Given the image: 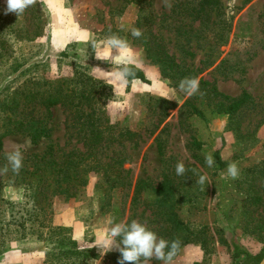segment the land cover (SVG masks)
Masks as SVG:
<instances>
[{
    "label": "rangeland",
    "instance_id": "obj_1",
    "mask_svg": "<svg viewBox=\"0 0 264 264\" xmlns=\"http://www.w3.org/2000/svg\"><path fill=\"white\" fill-rule=\"evenodd\" d=\"M38 1L44 10L43 34L30 42L11 43L10 52L4 55L5 58L0 57V92L14 89L43 71L46 79L57 80L71 77L76 66L85 67L89 72L90 67L95 66L113 69L116 65L95 59L91 43L99 44L113 34L126 39L131 48L130 55L134 57L133 66L143 70L147 82L132 79L119 95H115L112 89V95L104 106L111 123L128 127L138 134L135 140L115 146L129 157L120 167L129 172L131 183L140 178H149L152 184L160 181L163 164L157 149L158 142L171 168L178 161L185 165L195 162L187 146L190 134L194 133L203 143L197 151L201 161L196 162V166L208 180L203 186L191 182L187 194L176 206L163 208L169 214L177 215L194 232L191 235L194 239L181 246L172 264H234L236 250L250 257L258 254L264 248V228L261 232L249 234L244 231V226L247 220L252 223L249 228L264 223V176L261 175L264 122L259 123L264 117V0H221L225 11L223 17L227 22L220 27L221 36L215 35L220 43L209 47L211 40H215L213 31L207 32L206 38L200 35L191 41L189 50L194 52L192 57L180 50L171 20H168L170 26L158 28L155 25L152 28L162 33L166 48L175 54L178 62L183 59L191 62V67L199 69L198 78L214 81L219 90L229 95H238L244 90L250 94L254 105L244 109L239 116L240 136L229 129L227 115L213 112L205 105H200L202 116H189V128L182 127L178 107L189 96L181 92L173 80L161 74L158 63L148 58L143 45L127 33L134 27L140 10L138 5L130 4L120 16L111 17L109 6L121 0ZM174 1L168 0L169 6L166 7L165 0H155L156 13H168ZM6 7V0H0V13L19 19L14 13L5 14ZM71 22L84 27L86 35L74 41L70 39L69 35L76 28ZM198 24L195 21L193 26ZM113 54H116L115 50ZM32 62L35 65H29ZM220 62L222 68H217ZM168 96L174 100L167 99ZM156 98H165L176 103L177 107L162 116L163 108ZM48 115L52 127L49 138H43L37 144L20 134L3 139L0 168L8 165L6 154L17 146L23 154V167L32 164L30 155L41 152L49 141L54 143L58 154L75 147L82 148L75 131L68 127L70 121L61 106L50 108ZM216 153L223 163L215 161L214 166L208 167L205 155L211 154L215 160ZM232 162L238 165V179L226 175L227 166ZM8 168L6 174L0 175L3 200L0 202V226L3 225L5 232L0 245V264H44L47 258H58L52 253L58 250L55 243L59 239L58 236H49L47 228L41 227L47 224L69 228L66 233L78 242L80 249L87 251V256L81 261L85 264H118V251L100 256L99 250L92 248L96 237L109 226L107 221L110 218H114L116 223L128 220L130 224L136 220L158 235V223L151 214V208L142 204L131 206L133 185L114 189L109 204L99 209L103 192L97 188L98 175L91 173L87 184L79 188L76 196L55 195L47 203L40 202L34 206L30 197L32 191L20 182V171L16 174L10 165ZM196 179L198 176L194 177ZM250 185L262 194V203L258 206L252 205L248 199ZM142 195L152 197L150 190ZM36 207L45 208L41 216L37 214ZM33 209L35 212L31 211ZM246 212L260 218L261 222L248 218ZM19 217L24 219L22 226L19 225ZM149 264L160 262L153 260Z\"/></svg>",
    "mask_w": 264,
    "mask_h": 264
},
{
    "label": "trees",
    "instance_id": "obj_2",
    "mask_svg": "<svg viewBox=\"0 0 264 264\" xmlns=\"http://www.w3.org/2000/svg\"><path fill=\"white\" fill-rule=\"evenodd\" d=\"M154 2L155 0H121L113 6L110 5L108 13L111 17L120 16L130 4L140 7L133 28L140 29L143 35L138 39L135 38V41L143 45L148 58L158 63L161 74L173 80V84L179 85L185 77H197L199 69L191 67L192 63H187L183 59L178 62L175 54L169 53L166 48L162 33L159 30L153 31L152 28L155 25L158 28L170 26L168 20H171L180 50L192 57L194 52L189 50L192 47V40L201 36L206 38L212 31L213 39L217 34L221 36L220 27L225 26L227 22L223 17L224 6L221 0H175L168 13L162 12L158 15ZM43 14L44 10L38 0L36 4L26 9L19 19L0 13V57L10 52L11 43L30 42L41 36L45 25ZM195 21L199 23L197 27L193 26ZM127 33L131 34V29ZM218 41H220L218 38L211 40L209 47L219 44ZM10 54L8 57L11 56ZM29 65H35V62ZM222 65L220 62L217 68H222ZM132 70L135 75L130 77L129 81L140 79L147 82L143 70L133 65ZM43 72L37 77L24 80L14 89H4L2 93L0 92L2 95L0 97V151L3 147V139L9 135L26 136L33 144L39 143L43 138H49L52 127L48 112L54 106H61L64 109L70 121L68 127L75 131L77 142L82 143V148L75 147L58 154L54 143L49 141L41 152L30 155L32 164L20 169L19 179L32 191L30 197L33 205L37 206L40 202L47 203V200L55 195H65L67 198L76 196L79 188L87 184L88 175L96 173L97 188L103 192L101 196L103 202L99 209H104V206L109 204L114 189L133 185L130 204L131 206L142 204L151 208V214L158 223L156 232L159 237L168 241L178 239L179 249L192 241L193 230L177 215H171L163 208L176 206L182 200V196L187 194L189 184L196 183L194 177L202 174L196 162L201 161L197 151L202 148L203 143L194 133L190 134L187 146L195 162L185 165L189 170L186 176H177L175 167H170L169 159L165 158L162 145L158 142L157 149L163 164L160 181L152 184L149 178H140L133 184L128 178L129 172L120 167V164L129 157L123 151L117 150L115 146H123L124 142L135 140L138 134L135 130L110 122L104 104L112 95V87L102 81L94 80L89 75L88 69L82 66H76L71 77L57 80L46 79ZM199 81L200 92L187 97L178 107V118L182 127L189 128L190 124L187 123L189 116H202L203 110L200 105H205L213 112L227 115L229 129L240 136L239 116L244 109L254 105L250 94L244 90L238 95H229L219 90L214 81L202 78H199ZM156 102L163 108L162 116H166L169 109L177 107L176 103L165 98H156ZM262 122L264 117L259 123ZM215 161L219 164L223 163L217 153ZM261 165V175L264 176V163ZM192 170H195V173ZM250 187L251 193L248 199L252 205L258 206L262 203V194L252 185ZM146 190L151 191V198L142 195ZM2 201L0 195V202ZM32 208L35 209V207ZM36 208L37 214L41 216L45 208ZM34 209L31 211L35 212ZM246 213L248 218L261 222L260 218L253 217L249 214L250 212ZM23 221L24 219L21 220L19 217V225L22 226ZM250 224H252L251 221L247 220L244 226V231L249 234L261 232L264 228V223L255 224L252 228H249ZM41 227L47 228L49 236H58L59 239L55 243V248L58 250L52 253L59 257L47 258L44 264H80L87 256V251L80 249L78 242L66 233L69 228L52 224ZM4 233L2 225L0 226V245ZM262 256H264V248L258 254L249 257L254 260V264H258Z\"/></svg>",
    "mask_w": 264,
    "mask_h": 264
},
{
    "label": "clouds",
    "instance_id": "obj_3",
    "mask_svg": "<svg viewBox=\"0 0 264 264\" xmlns=\"http://www.w3.org/2000/svg\"><path fill=\"white\" fill-rule=\"evenodd\" d=\"M7 7L5 14L14 13L18 17L26 9L37 3V0H6ZM165 6L168 0H165ZM131 35L134 38H140L143 32L138 28L131 29ZM92 53L98 61H104L116 65L115 68L104 70L100 66L90 67L89 75L97 81L110 85L115 95H119L121 90L129 83V78L134 77L132 70L134 57L130 55L131 48L128 41L118 35H110L104 38L99 44L93 41L91 43ZM114 50L116 54L114 55ZM179 90L187 96H193L200 92V81L198 77H185L179 82ZM203 95V93H200ZM174 100L173 97H166ZM178 102V101H176ZM111 101L109 102V104ZM8 165L11 170L19 174L23 167V154L17 146L6 154ZM205 163L208 167L215 164L214 157L211 154L205 155ZM8 165L0 168V175L8 172ZM189 170L186 169L183 161H178L175 165L177 176H186ZM195 173V170H192ZM196 184L203 186L208 180L207 175L197 174ZM227 177L231 179L239 178V168L236 162L228 164L226 169ZM109 225L98 235L93 242L92 248L99 250L100 256L118 251L120 253L118 264H149L150 261H159L160 264H172L176 256L180 241L178 239L168 241L150 230L146 224L132 220L131 223L114 222V218L107 221Z\"/></svg>",
    "mask_w": 264,
    "mask_h": 264
},
{
    "label": "flooded vegetation",
    "instance_id": "obj_4",
    "mask_svg": "<svg viewBox=\"0 0 264 264\" xmlns=\"http://www.w3.org/2000/svg\"><path fill=\"white\" fill-rule=\"evenodd\" d=\"M234 255V264L239 262L240 264H254V260L249 257L245 252L236 250Z\"/></svg>",
    "mask_w": 264,
    "mask_h": 264
},
{
    "label": "crops",
    "instance_id": "obj_5",
    "mask_svg": "<svg viewBox=\"0 0 264 264\" xmlns=\"http://www.w3.org/2000/svg\"><path fill=\"white\" fill-rule=\"evenodd\" d=\"M53 11H54V8H53ZM55 14V12H53ZM71 24H74L73 27H76L75 30L69 35V38L70 39H73L74 40H77V39H80L79 37L82 36V35H86V30L84 29V27L80 26L79 24H75V23H72ZM66 35V34H65ZM69 39V40H70Z\"/></svg>",
    "mask_w": 264,
    "mask_h": 264
},
{
    "label": "water",
    "instance_id": "obj_6",
    "mask_svg": "<svg viewBox=\"0 0 264 264\" xmlns=\"http://www.w3.org/2000/svg\"><path fill=\"white\" fill-rule=\"evenodd\" d=\"M237 264H240V263L237 262ZM258 264H264V256H262V258L260 259V261L258 262Z\"/></svg>",
    "mask_w": 264,
    "mask_h": 264
}]
</instances>
